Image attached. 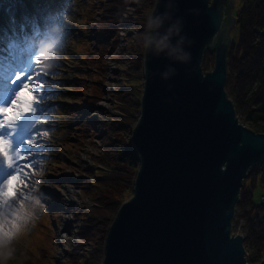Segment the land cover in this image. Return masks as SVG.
Here are the masks:
<instances>
[{
  "label": "water",
  "instance_id": "water-1",
  "mask_svg": "<svg viewBox=\"0 0 264 264\" xmlns=\"http://www.w3.org/2000/svg\"><path fill=\"white\" fill-rule=\"evenodd\" d=\"M232 7L233 0L155 1L131 132L139 167L101 264H247L231 222L248 170L264 163V134L239 123L225 92ZM164 35L170 49L158 53ZM206 51L214 61L204 73Z\"/></svg>",
  "mask_w": 264,
  "mask_h": 264
},
{
  "label": "rangeland",
  "instance_id": "rangeland-1",
  "mask_svg": "<svg viewBox=\"0 0 264 264\" xmlns=\"http://www.w3.org/2000/svg\"><path fill=\"white\" fill-rule=\"evenodd\" d=\"M139 1L129 0L116 30L114 49L101 71V62L99 58L97 60L98 49L108 25L100 20L105 16L102 7L98 5L99 10L94 8L91 11V0H12V4L7 0H0V24L12 27L9 26L7 14L3 13L7 7H13L17 21L19 19V26L14 29L18 36L19 54H23L20 51L22 48L26 49L24 53L31 50L32 40L37 43L41 40L43 45L49 46L45 41L46 37L38 33L36 25L22 24L25 18L32 17L33 23L43 20V29L49 32V37L56 44L52 45L54 54L51 56H45L43 51H39L32 71L34 78L39 77L34 79L33 86L36 87L34 92L39 103L36 115L40 118L34 125L39 130L34 133L38 146L32 148L29 159L38 167L30 168L25 173L26 186H21L19 199L0 208L2 214L5 210L22 207L29 202V197L34 196L40 200L43 211L15 241L16 257L10 264H83L91 257L94 246L81 240V220L74 215V211L94 208V204L85 198L82 191L81 185L86 186V183L80 184L77 181L82 182L88 177L86 172L95 169V159L100 154V125L111 119L109 115L119 113L115 97L127 84V71L132 61L129 51L136 45L134 41L141 26L138 20ZM242 5L243 0H233L232 15ZM50 8H53V12H58L57 16L50 12ZM43 13L45 19L41 16ZM149 17L150 12L148 22ZM145 29H148V25ZM229 35L231 40H236L237 31L232 28ZM15 45L6 36L0 38V47L4 49L0 50V54L3 57L9 56L12 60L13 57L7 53H13ZM139 47L144 49V45ZM31 51L24 54L25 63L34 59ZM138 67H141V71L134 87L140 90L139 101L137 112L133 110L130 116L134 123L139 112L143 85L142 63ZM212 68L213 66L209 70ZM131 84L132 82H128V85ZM101 88L104 89L103 93ZM225 92L231 100V92L227 86ZM239 122L248 126L241 118ZM88 124H92L93 128H89ZM93 176L88 180L89 183L96 181ZM131 189L128 187L123 194L120 205L132 197ZM263 194L261 187H255L253 201L261 203ZM239 214L236 206L231 234L244 238L246 230ZM63 237L75 238L81 242L79 249L64 247L61 240ZM244 248L246 262L251 264L250 251L245 246ZM68 254L73 256L70 258Z\"/></svg>",
  "mask_w": 264,
  "mask_h": 264
},
{
  "label": "trees",
  "instance_id": "trees-1",
  "mask_svg": "<svg viewBox=\"0 0 264 264\" xmlns=\"http://www.w3.org/2000/svg\"><path fill=\"white\" fill-rule=\"evenodd\" d=\"M91 1V11L102 7L105 16L100 20L108 23L97 57L101 62L100 70L103 71L105 61L114 49L116 30L129 0ZM154 1H139L138 20L141 26L134 41L136 45L129 51L132 61L127 71V84L115 97L119 113L109 115L111 119L100 125V154L95 159V169L86 172L88 177L85 180L77 181L80 184L86 183V186L81 185L82 191L85 198L94 204V208L74 211V215L81 220V240L94 246L91 257L83 264L102 263L108 229L124 198L123 194L128 187L132 188L131 192L133 190L132 182L139 162L131 145V132L135 123L130 116L133 110L137 112L140 90L134 85L138 81L141 71L138 66L143 61L144 52L143 47L140 49L139 46H145L148 36V29H145L148 25L147 17ZM234 17L236 24L233 30L237 31V38L231 40L227 52L225 86L231 92L238 121L241 118L248 125L245 127L255 129V133L264 134V0H243V5ZM213 61L214 54L206 51L201 63L204 73L210 71ZM128 82L132 84L128 85ZM100 91L103 93L104 89L101 88ZM88 125L93 128L92 124ZM92 175L96 181L89 183ZM255 187H261L264 192V163L248 170L236 204L239 217L244 222L246 235L243 245L250 251L251 264H258L264 254V206L253 201ZM72 256L68 254V257ZM74 257L79 259L76 255Z\"/></svg>",
  "mask_w": 264,
  "mask_h": 264
},
{
  "label": "snow or ice",
  "instance_id": "snow-or-ice-1",
  "mask_svg": "<svg viewBox=\"0 0 264 264\" xmlns=\"http://www.w3.org/2000/svg\"><path fill=\"white\" fill-rule=\"evenodd\" d=\"M32 70L31 62L16 56L0 66V168L6 173L0 178V205L4 206L18 199L21 186H26L25 173L38 167L29 159L38 146L34 133L39 130L34 125L40 118Z\"/></svg>",
  "mask_w": 264,
  "mask_h": 264
},
{
  "label": "clouds",
  "instance_id": "clouds-1",
  "mask_svg": "<svg viewBox=\"0 0 264 264\" xmlns=\"http://www.w3.org/2000/svg\"><path fill=\"white\" fill-rule=\"evenodd\" d=\"M152 24H156L157 27L161 26L156 21H150V26ZM155 47L158 53L170 49L169 35H164L155 41ZM42 51L45 56L54 54V49L51 45L46 46ZM173 52H175V49L169 51V56ZM28 199L29 202L24 203L22 207L5 210L0 214V264H10L15 259V241L28 230L29 225L38 219L39 214L43 211V206L39 199L34 196ZM9 216H11V219H9ZM13 224L15 227H13Z\"/></svg>",
  "mask_w": 264,
  "mask_h": 264
},
{
  "label": "bare ground",
  "instance_id": "bare-ground-1",
  "mask_svg": "<svg viewBox=\"0 0 264 264\" xmlns=\"http://www.w3.org/2000/svg\"><path fill=\"white\" fill-rule=\"evenodd\" d=\"M50 12L51 13H53L55 16H57V14H58V12H53V8H50ZM42 17L44 16V13L41 15ZM31 19H32V17H30ZM44 19H45V17H43ZM19 22V19H18V21H17V23ZM47 22V23H46ZM45 23H46V25H48L49 23H48V20L46 21ZM15 24L13 27H7V26H5V25H1L2 26V28L3 29H5V30H8V31H11L12 32V36H11V38H10V41L12 42V43H14V44H16L17 46H18V44H19V41H18V36H17V34L14 32V29L16 28V27H18L19 26V24ZM39 29H40V31L43 33V34H46V36L49 38V34L47 33V31H45V29H43L42 28V25L41 24H43V20H41V21H36L35 23H34ZM24 27H23V31H24ZM24 33V32H23ZM58 35H60V34H58ZM33 39H34V36H33ZM50 40V39H49ZM51 42L52 43H54L55 44V42L53 41V40H51ZM47 45H43V44H40V43H37V42H34L33 40L31 41V53H32V55H31V57H34V59L31 61V64H32V66H34L35 65V63H36V60H37V58L39 57V51H42L45 47H46ZM0 50H4L2 47H0ZM5 50H7L8 51V48H6ZM21 53H23V54H19V51H18V55H17V57L18 58H20V59H22L23 60V56H24V54H27V53H29V52H27V53H24V51L26 52V49L25 48H22L21 50ZM38 51V52H37ZM7 54H9L11 57H14V53H10V52H8ZM11 61V59H10V57L9 56H2L1 54H0V66H7V64L9 63ZM33 71V70H32ZM33 78H34V76H33ZM34 79H36V78H34ZM34 87V91H35V89H36V87L35 86H33ZM41 102V101H40ZM40 105L43 107L44 105H43V103H40ZM4 175H6V173L4 172V170L2 169V168H0V178H2ZM25 186L23 185V188H24ZM19 199V198H18ZM0 208H3V205L0 207ZM0 211H1V209H0ZM61 240H62V242L64 243V247H69V246H71V248L72 249H76V248H78L79 249V247H80V245H81V242H79V241H77V240H75V238H68V237H63V238H61Z\"/></svg>",
  "mask_w": 264,
  "mask_h": 264
},
{
  "label": "built area",
  "instance_id": "built-area-1",
  "mask_svg": "<svg viewBox=\"0 0 264 264\" xmlns=\"http://www.w3.org/2000/svg\"><path fill=\"white\" fill-rule=\"evenodd\" d=\"M264 193V192H263ZM260 200H261V203L263 204V206H264V194H263V196L260 198ZM243 237V236H242Z\"/></svg>",
  "mask_w": 264,
  "mask_h": 264
}]
</instances>
